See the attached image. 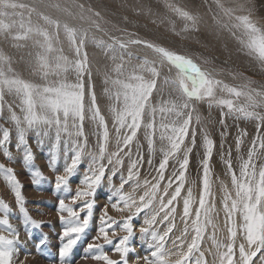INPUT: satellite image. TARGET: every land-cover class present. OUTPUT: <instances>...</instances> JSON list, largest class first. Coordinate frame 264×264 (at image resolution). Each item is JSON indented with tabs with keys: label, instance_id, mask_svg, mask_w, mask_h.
<instances>
[{
	"label": "snow or ice",
	"instance_id": "snow-or-ice-1",
	"mask_svg": "<svg viewBox=\"0 0 264 264\" xmlns=\"http://www.w3.org/2000/svg\"><path fill=\"white\" fill-rule=\"evenodd\" d=\"M65 12L68 16L73 13L68 8L61 9V5L53 3L47 5ZM217 6L223 9V5L217 0ZM81 9L80 19L86 20L89 28H77L69 23H61L49 15L38 13L44 24L53 28L49 32L47 27H33L29 21L25 26L23 13L16 12L17 9H27L31 14L36 8L27 4L18 3L16 0H0V18H11L20 16L19 27L25 31L13 36L15 40H25L29 34L41 37L36 43L42 49L37 54L36 71L43 84L32 83L18 76L9 75L12 72L9 58L0 54V116L4 112L5 90L19 97V109L21 115L8 105L9 120L15 126L17 151L23 154V163L30 170L32 183L38 191H42L41 182L45 179L41 170L35 167V155L28 141V134L34 133L38 146H43L45 139L50 138V132L54 131V143L49 160V168L56 171V164L61 158L62 135L67 136L64 140L63 172L57 173L55 179V191L70 192L69 179L72 177L85 155L89 162L84 175L74 195L70 196V204L61 198L58 201V211L61 213L60 220L63 224L62 244L58 249V264H72L70 256L82 235L89 228L93 215L94 197L97 189L106 179L111 196L115 197L112 208L118 212L127 211L129 214L120 224V230L125 232L122 238L113 242L111 236L117 235L114 225L119 222L108 214L107 206L103 209L100 217L98 234L93 238L94 242L87 245V251L93 253L91 259L103 264H129L128 256L135 249L130 244L134 235L135 225L133 220L142 217L139 227L141 239H143L148 254L136 257V264L143 260L144 264H191L190 257L193 252H199V258L195 264H207L204 253L200 251V245L204 239L208 227L213 229L212 243L217 249L219 264H253L259 255L264 257V164L257 166V160L264 156V135L260 129L264 128V91L248 88V91L230 87L221 81L211 77L203 71L190 58L170 51L162 46L152 44L141 39L110 36L102 27L100 13L92 12L91 16L83 15V5H77ZM168 7L176 12L185 21L190 22L192 27L197 24V17L187 11L169 4ZM12 10V11H9ZM225 15L232 17V10L226 9ZM94 17V18H93ZM237 23L232 27L242 29L247 40L241 39V43L247 48L249 55L264 64V30L259 28L250 16H235ZM15 21L6 23L0 19V33H8L14 26ZM228 27V25H224ZM67 38L70 50L74 58L70 59L63 53L62 48H56L59 42L60 30ZM187 30V26L185 28ZM103 33L108 36L105 40L98 38L94 33ZM90 33H93L90 35ZM91 42L101 49L106 56L113 61L111 74L105 75V95L112 101L109 112L112 118L111 129L114 132L115 150L109 151L112 140L109 123L102 114L97 102L95 86L91 83V69L88 55L84 50L85 44ZM131 46H142L150 50L151 58L145 55L143 58L134 57L128 49ZM127 56V60L125 57ZM138 61L132 64L131 61ZM127 65V67H126ZM165 66L171 73L174 68L175 74L163 79V86L170 90V98L161 101L159 105L151 102L153 93L156 92L158 81L161 77V69ZM75 75V82H69L68 75ZM56 77V79H50ZM87 77V93L85 78ZM247 87V86H245ZM226 92L229 96L236 98L244 97L245 103L235 105L233 99L222 98L217 91ZM175 94L174 97L172 94ZM87 94V103L85 97ZM207 101L209 107L213 104L221 108H227L228 113L235 114L237 118L257 121V134L252 140L247 156L239 155V172L233 167L232 148L221 152V160L225 165V174L230 177L232 190L221 181L222 211L224 213V226L229 233V243L223 244L217 241L215 231L218 225L214 221L218 215L215 204V193L213 192L212 180V158L216 148L215 141L207 132L203 134L202 147L203 157L200 161L202 168V191L198 199V207L193 212L197 199L189 188L186 195L182 196L187 183V174L191 155L196 148V132H189L193 122L194 102ZM159 123L157 124V115ZM147 117V120H146ZM89 119L96 128L93 133L97 137V148L93 152H87L88 137L85 135L84 123ZM196 123H199L197 117ZM223 124V121H221ZM144 129V139L147 141L149 159L147 164L155 175L152 180L140 181V168L145 163L141 151L142 145L137 136ZM225 127H227L225 125ZM166 142L159 151L162 159L158 166L153 165L152 157L155 156L157 147L156 139ZM246 132H241L235 140V150L239 154L244 144ZM225 137L226 133L221 132ZM82 138V139H81ZM12 135L8 128H0V150L11 162L13 154L10 151ZM135 142L136 151L132 148ZM71 143V148H69ZM223 144L221 148H223ZM127 149V151H125ZM73 155L68 157V152ZM125 158L129 160L126 175L122 171ZM172 161V170L166 178L169 162ZM119 174V175H118ZM151 174V172L149 173ZM0 177H3L15 196L19 211L23 216V223L28 234L29 229H40L41 223L34 220L25 208V198L22 193V185L11 167L0 163ZM114 178L119 180V186L114 183ZM131 188V192L125 191V186ZM163 185V187H162ZM143 189L141 195L137 196V190ZM182 201V215L179 216L183 223V230L179 235H171L177 227V206ZM82 202L79 208L76 205ZM0 218L2 231L8 234H0V264H14V255L18 253L17 245L20 243L19 233L13 228L9 221L11 208L0 199ZM64 213L67 215L65 216ZM81 213H84L83 217ZM241 223H237V216ZM165 225L161 230L158 225ZM194 233L191 242L185 244L189 236V230ZM238 232L242 234L245 243H240L237 248ZM103 243H99V241ZM47 244V237L42 236L36 242L37 250H42ZM104 244L113 245L115 253L119 254V260H113L104 251ZM223 249V251H221ZM238 252V255H237ZM56 264V262H52ZM260 264H264V259Z\"/></svg>",
	"mask_w": 264,
	"mask_h": 264
},
{
	"label": "rangeland",
	"instance_id": "rangeland-1",
	"mask_svg": "<svg viewBox=\"0 0 264 264\" xmlns=\"http://www.w3.org/2000/svg\"><path fill=\"white\" fill-rule=\"evenodd\" d=\"M35 1L40 6L49 5L50 3H58L61 5L62 9L68 8L74 15L71 16L72 19H75V22H77V25H70L77 27L78 29L80 26V28H82V25H87L88 22L79 18L81 9L70 8L67 3L68 1L69 3H74L76 8L77 5H80L81 3V5L84 6L83 15L85 17H89L92 14L88 11L89 8H91L92 12L100 13V22L102 27L110 36L122 37L124 39H141L143 41L162 46L170 51L190 58L194 63L201 67V69L205 68L204 70L208 71L210 75L212 74V78H217L216 80L221 81L223 84H226L230 87H236L237 89L243 91H248V88L264 91V64L259 62V60L256 59L254 55H249L247 48H245L240 42L241 37L243 40H247L243 30L232 27L233 24L237 23L235 16L248 15L259 28L264 30V0H219V3L223 5V9L217 6V0H114L113 2L112 0H91L92 3L90 0H85V2H83L84 0ZM96 1H98V3ZM16 2L29 5L26 3L28 0H16ZM108 3L114 4L116 7L109 9ZM122 4L124 7H122ZM169 4L196 16L198 19L195 27H192L190 22L185 21L176 12L170 9L168 7ZM226 9L232 10L231 18L225 15L224 10ZM75 10L76 14H74ZM15 11L23 13V16L30 14L27 9H17ZM38 13L45 14L44 11L40 12L38 9H36V12H32L30 15L33 16L36 14L34 16H38L36 17L37 20L35 19V21L34 19H30V17H28L26 18L28 21L25 20V26L27 27L30 21L31 25L33 24V27L37 25L47 27L50 33L53 32L54 29L45 25L44 21L40 19ZM52 18L55 19L54 17ZM0 19H5L6 23H12L15 21L14 26L8 33H0V54H3L9 58L12 69V72L9 73V75L14 74L15 76H18L19 78L26 81L43 84L45 81L41 79L40 75L36 71L37 54L42 51L36 41L41 40L42 38L34 34H29L28 38L25 40H15L13 39V36L22 34L25 31L19 27V16H12L10 19ZM66 19L68 18L66 17ZM224 25H228V27H225ZM186 26L187 30H185ZM204 28H206V30ZM62 33L63 29L60 30L59 42L55 43V47L62 48L63 53L72 59L74 58V53L70 50L67 38L65 37L64 33L62 37ZM95 35L98 38L102 37L105 40L108 39V36L104 35L103 33L97 32ZM84 50L88 55L89 66L92 73L91 83L95 86L97 102L102 114L105 115V118L109 123L110 134L112 136V140L109 144V151H113L115 150L114 132L111 129L112 118L108 110L112 101L105 95L104 92V89L108 87V85H105L104 83L105 75H114L112 73L113 61L108 56H106L101 49L97 48L91 42L85 44ZM128 51L131 52L134 57L143 58L145 55H148L151 58L150 50L145 49L142 46H131ZM125 59L127 60V56ZM131 63L136 64L138 61L133 59ZM175 71L176 70L173 68L172 72L170 73L167 66L161 69V77L157 84L158 90L153 93L151 98L152 104L159 105L162 100L167 101L170 98V90L164 88L163 79L166 76L174 75ZM50 79L54 80L56 77H50ZM68 80L69 82H75V75L70 73L68 75ZM85 83L87 93V77L85 78ZM174 95L175 94L173 93L172 96L174 97ZM218 96L226 99H233L234 104L237 106L245 103L244 97L236 98L234 96H229L226 92H221ZM87 99L88 98L86 94V103ZM3 104L4 112L3 115L0 116V128H8L11 132L12 142L10 145V151L13 154V160L10 162L3 155L2 150H0V163L4 164L6 167H11L14 169L15 174L22 185V193L25 198V208L27 209L29 215L42 225L40 229H32L31 226H29V229L32 233L31 237L29 236L28 230H26L23 223L22 213H20L19 206L16 203L15 196L7 183L4 181L3 177H0V199L6 202L11 208V212L9 213V221L13 228H15L19 233L20 237V243L17 245L18 253L14 255V264H52V262H56V264H58V249L62 244L60 237L63 230V224L60 220L61 213L58 211V201L59 199L63 198L65 199L66 203L70 204L69 197L75 194L78 187H81L80 182L89 162V157L87 155L83 157L76 173L70 177L69 186L71 191L66 193L61 190L59 193H57L54 188L55 179L57 173L62 174L63 172V142L64 140L68 139V137L62 135L61 158L56 164V171H53L49 168V160L52 151V144L54 143V131L50 132V138L45 139L43 146L37 145L34 133L30 132L28 134V141L35 155V167L41 170L43 176L45 177V179L41 182V187L43 190L38 191L37 187L32 183V177L30 175L29 168L23 163L22 152L17 151L15 148L16 130L15 126L9 120L8 105H12L13 110L16 111L18 115H21L19 109L20 99L19 97L8 93L5 90ZM194 108L195 111L192 114L193 122L189 132V140H186L185 143H189L191 139V131L194 129L196 132V148L193 150L191 155L187 174V183L185 184V190L182 193V196L186 195V192L189 188L194 191L193 195L197 199V204L193 207V212H195V209L198 207L199 195L202 191V168L200 161L203 157V134L207 132L210 138H212L216 144L212 158L213 192L215 193L216 210H218V215H215L214 217V221L218 225L215 231V237L217 241L227 244L230 241L228 239L229 233L227 228L224 226V213L222 211L221 201V181H223L224 184L228 186L229 190H232V186L230 183V177L225 174V165L221 160L220 154L221 152L227 151L229 147L232 148L233 167L238 173L240 163L238 156L244 155L246 158L251 142L257 134V121L246 120L242 117L237 118L235 114L228 113L227 108H221L216 104H213L211 107H209L208 102H204L202 104L195 103ZM257 111L264 112V109H257ZM197 117L199 118V123H196ZM159 119L160 117L158 114L157 124L159 123ZM221 121H223V124ZM225 125L227 127H225ZM84 131L85 135L88 137V147L85 151L86 153L93 152L97 148V137L93 134L96 131V128L95 125L87 118L84 123ZM221 132H225L226 136L222 137ZM241 132H246L247 135L244 137V144L241 146L240 153L238 154L235 150V140L237 135ZM260 133L264 135V128L260 129ZM158 135L159 133H157L156 139L157 151L155 156L152 157L153 165L156 166H158L162 159V153L159 151V149L162 146H166V142H161L158 139ZM137 139L142 145L141 151L143 152L145 161L143 166L140 168V181L143 182L145 179L152 180V176L155 175V172L154 170H150L147 164L150 154L147 150V141L144 139L143 127L138 133ZM222 144L224 146L223 148H221ZM69 148H71V143H69ZM125 151H127V149ZM132 151L133 153L136 151L135 142L133 144ZM72 155L73 153L69 151V162ZM128 163L129 160L125 158L124 168L122 169L125 175ZM172 164L173 162L170 161L168 172L165 173L166 178L168 173H170L172 170ZM261 164H264V156H261L257 160V166L259 167ZM150 172L151 174H149ZM107 175L108 173H106V179L96 191V195L94 197L95 203L93 207V215L89 224V228L82 235L81 240L77 243L70 256L72 264H103V262L95 261L90 258L93 253L87 251V245L91 242H94L93 238L98 234V228L100 227V217L103 215V209L106 206L108 208V214L113 217L114 220L119 222L117 225H114V227L117 229L116 236H111L112 230H109L110 238L115 243L124 235H126L125 232L120 230V224L123 223L124 219L129 213L127 211L118 212L112 208V203L115 202V197L110 199L111 189L107 183ZM114 183L117 187L119 186L118 179L114 178ZM125 191L131 192V188L126 185ZM142 192L143 189L137 190L135 193L137 198L142 194ZM81 203L82 202H78L76 205L71 206L79 208ZM64 215L66 216L67 214L64 213ZM83 215L84 213H81L82 217ZM180 215H182V201H180L177 206V227L174 229V232L171 235H179L183 230L184 225L179 219ZM143 216L144 213H141V218L133 220L135 230L134 235L130 239V244L135 249V251L129 253V264H136L137 256L142 257L149 252L147 244L143 239H141V233L139 232V227L142 224ZM0 218H3V212H0ZM241 222V218L238 215L237 223L239 224ZM164 226L165 225L163 224L158 225L161 230L164 228ZM0 234H8L6 231H2V226H0ZM193 234L194 233H192L190 229L189 236L187 237L185 244V250L187 248V244L191 242V236ZM212 235L213 229L211 226H209L205 232L204 239L201 242L200 251L204 253V259L207 261V264H219L217 249L212 243ZM238 235L239 236H237L236 241L237 248L242 242L246 244V241L243 240L242 234L238 232ZM42 236L47 237V244L44 249L38 251L36 248V242ZM99 243H103V241L101 240ZM104 251L107 252L110 258L113 260L120 259L119 254L114 252L113 245L104 244ZM221 251H223V249H221ZM198 258L199 252L194 251L193 255L190 257L191 264H195V261ZM262 259H264V257L258 255L254 259L253 264H260ZM139 264H144L143 260H140Z\"/></svg>",
	"mask_w": 264,
	"mask_h": 264
},
{
	"label": "bare ground",
	"instance_id": "bare-ground-1",
	"mask_svg": "<svg viewBox=\"0 0 264 264\" xmlns=\"http://www.w3.org/2000/svg\"><path fill=\"white\" fill-rule=\"evenodd\" d=\"M60 1H62V0H60ZM73 1V0H72ZM83 1V0H82ZM81 1V2H82ZM91 1V0H90ZM110 1V0H109ZM114 0H112V2H113ZM153 1V0H152ZM188 1V0H187ZM40 2V1H39ZM83 2H85V0L83 1ZM97 3H98V1H96ZM107 2V1H106ZM26 3H28L30 6H33V7H35L36 9H38L40 12L42 11H44L45 12V14L46 15H49V16H51V17H54L55 19H58V20H60L61 21V23H64V22H67V23H69V22H72V23H69V24H76L77 25V22H75L76 20L75 19H72V17L71 16H68L65 12H63V11H61V10H57V9H55V8H50V7H48L47 5H39L35 0H28V2H26ZM63 3V2H62ZM91 3H92V1H91ZM140 3V2H139ZM138 3V4H139ZM144 3V2H143ZM151 3V2H150ZM186 3V2H185ZM50 4H52V3H50ZM79 4V3H78ZM104 4V3H103ZM109 5H108V7H109V9H112V7H116L114 4H111V3H108ZM67 5L70 7V8H74V9H78V7L76 8V6H75V4L74 3H69V1H68V3H67ZM80 5H81V3H80ZM96 5H98V4H96ZM149 5V4H148ZM236 5V4H235ZM120 6H121V4H120ZM127 6V5H126ZM118 7V6H117ZM122 7H124L123 6V4H122ZM94 8V7H93ZM140 8V7H139ZM189 8V7H188ZM62 9V8H61ZM73 9V10H74ZM89 9H91V8H89ZM97 9H98V7H97ZM125 9V8H124ZM137 9V8H136ZM193 9V8H192ZM201 10V9H200ZM78 12H79V10H78ZM102 13V12H101ZM118 13V12H117ZM74 14H76V10H75V13ZM104 14H106V13H104ZM34 15H36V14H34ZM31 16L30 14H26V15H24L23 17H24V22H25V20L26 21H28L26 18H28V17H30V19L32 18V19H36V17H38V16ZM103 15V14H102ZM110 15V14H109ZM160 15V14H159ZM74 16V15H73ZM107 16V15H106ZM16 17V16H15ZM66 17L68 18V19H66ZM79 17V16H78ZM77 18V17H76ZM19 19H20V16H19ZM167 19V18H166ZM37 20V19H36ZM35 20V21H36ZM118 20V19H117ZM129 20V19H128ZM204 20V19H203ZM257 20V19H256ZM153 21V20H152ZM208 21V20H207ZM34 22V21H33ZM38 22V21H37ZM108 22V21H107ZM112 22V21H111ZM122 22V21H121ZM130 22V21H129ZM229 22V21H228ZM262 22V21H261ZM164 23V22H163ZM166 23V22H165ZM221 23V22H220ZM226 23V22H225ZM230 23V22H229ZM200 24V23H199ZM263 24V23H262ZM33 25V24H32ZM204 25V24H203ZM207 25V24H206ZM81 27V26H80ZM79 27V28H80ZM89 28V24H87V25H82V28ZM134 27V26H133ZM206 27V26H205ZM208 27V26H207ZM210 27V26H209ZM211 28V27H210ZM179 29V28H178ZM200 29V28H199ZM205 30H206V28H204ZM204 30V31H205ZM208 30H210V29H208ZM208 30H207V32H208ZM230 30V29H229ZM22 32V31H21ZM18 33V32H17ZM232 33V32H231ZM90 34H92V33H90ZM95 34V33H94ZM205 34H206V32H205ZM188 35V34H187ZM208 35V34H207ZM62 37H63V33H62ZM224 37V36H223ZM199 38V37H198ZM241 39H242V37H241ZM185 42V41H184ZM188 42V41H187ZM87 43H90V42H87ZM195 43V42H194ZM199 43V42H198ZM203 43V42H202ZM196 44V43H195ZM201 44V43H200ZM185 46V45H184ZM204 46V45H203ZM238 46H240V45H238ZM91 49V48H90ZM89 49V50H90ZM182 51V50H181ZM184 51V50H183ZM185 53V52H184ZM235 53V52H234ZM241 54V53H240ZM241 55H243V54H241ZM95 56V55H94ZM248 57V56H247ZM96 58V57H95ZM195 58V57H194ZM246 59V58H245ZM99 60V59H98ZM198 60V59H197ZM243 62V61H242ZM253 62V61H252ZM102 63V62H101ZM235 63V62H234ZM102 64H104V63H102ZM98 65V64H97ZM240 67V66H239ZM201 68V67H200ZM219 68V67H218ZM103 69V68H102ZM205 68H203L202 70L203 71H205V72H207L208 73V71H206V70H204ZM104 70V69H103ZM208 70H210V69H208ZM109 71V70H108ZM101 72V71H100ZM212 75V74H211ZM213 76V75H212ZM217 79V78H216ZM246 90V89H245ZM222 91H217V95H219V93H221ZM221 95V94H220ZM204 102H207L206 100L205 101H199V102H194V104L195 103H199V104H202V103H204ZM201 107V106H200ZM262 110V109H261ZM228 119V118H227ZM158 144V143H157ZM158 153V152H157ZM216 163V162H215ZM218 166V165H217ZM43 168V167H42ZM6 192V191H5ZM194 192V191H193ZM6 194V193H5ZM6 197V196H5ZM220 208V207H219ZM218 211V210H217ZM179 212V211H178ZM179 214H180V212H179ZM48 234V233H47ZM229 236V235H228ZM239 236V235H238ZM239 241V240H238ZM144 243V242H143ZM27 244V243H26ZM29 244V243H28ZM143 245V244H142ZM142 254V253H141ZM134 255V254H133ZM136 257V256H135ZM33 260V259H32Z\"/></svg>",
	"mask_w": 264,
	"mask_h": 264
}]
</instances>
